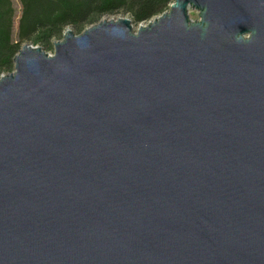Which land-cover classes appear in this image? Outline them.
Segmentation results:
<instances>
[{"label": "water", "instance_id": "95a60500", "mask_svg": "<svg viewBox=\"0 0 264 264\" xmlns=\"http://www.w3.org/2000/svg\"><path fill=\"white\" fill-rule=\"evenodd\" d=\"M172 1L0 78V264H264V0Z\"/></svg>", "mask_w": 264, "mask_h": 264}, {"label": "trees", "instance_id": "16d2710c", "mask_svg": "<svg viewBox=\"0 0 264 264\" xmlns=\"http://www.w3.org/2000/svg\"><path fill=\"white\" fill-rule=\"evenodd\" d=\"M0 0V78L14 71L25 44L52 50L66 30L76 35L104 17L129 15L133 25L147 24L170 9L172 0Z\"/></svg>", "mask_w": 264, "mask_h": 264}, {"label": "rangeland", "instance_id": "374dc122", "mask_svg": "<svg viewBox=\"0 0 264 264\" xmlns=\"http://www.w3.org/2000/svg\"><path fill=\"white\" fill-rule=\"evenodd\" d=\"M192 18L193 19H196L197 18V14L196 13H192L191 14ZM127 18V19H130L129 15H125V14H116L114 16H111V17H107L109 19H114V20H117V19H121V18ZM131 20V19H130ZM46 53L48 54H53L54 53V47L52 48V50H44Z\"/></svg>", "mask_w": 264, "mask_h": 264}, {"label": "crops", "instance_id": "0c3cea01", "mask_svg": "<svg viewBox=\"0 0 264 264\" xmlns=\"http://www.w3.org/2000/svg\"><path fill=\"white\" fill-rule=\"evenodd\" d=\"M15 1V6L18 8V9H20V3H19V1L18 0H14Z\"/></svg>", "mask_w": 264, "mask_h": 264}]
</instances>
